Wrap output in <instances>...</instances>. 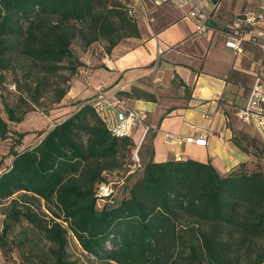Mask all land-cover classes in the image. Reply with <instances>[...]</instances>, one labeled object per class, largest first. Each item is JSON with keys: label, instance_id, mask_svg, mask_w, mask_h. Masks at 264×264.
Here are the masks:
<instances>
[{"label": "trees", "instance_id": "16d2710c", "mask_svg": "<svg viewBox=\"0 0 264 264\" xmlns=\"http://www.w3.org/2000/svg\"><path fill=\"white\" fill-rule=\"evenodd\" d=\"M128 37H138L137 26L119 0H0V72L10 74L18 105L16 111L0 95L6 115L0 117V139L9 132L6 121L20 122L38 108L46 113L60 102L83 65L73 44L85 51L103 42L107 54ZM120 92L153 99L134 87ZM38 134L34 143L12 151L0 169V200L8 199L0 229L3 255L9 251L11 226L25 222L21 245L27 248L17 249L27 264H69L64 257L67 233L100 264L264 262V178L259 170L238 167L225 174L209 160L149 158L125 197L96 207L94 188L129 153L130 137L112 136L89 100ZM27 200H41L49 218ZM39 242L48 245L43 249Z\"/></svg>", "mask_w": 264, "mask_h": 264}, {"label": "crops", "instance_id": "0c3cea01", "mask_svg": "<svg viewBox=\"0 0 264 264\" xmlns=\"http://www.w3.org/2000/svg\"><path fill=\"white\" fill-rule=\"evenodd\" d=\"M119 1L133 8L138 37L120 40L107 54L100 47L99 57L85 52L81 57L83 64L93 68L88 69V73L78 70L70 79L68 90L55 105L54 114H59V118L46 129L90 100L98 85L107 83L112 94L128 92L134 87L140 93L153 95L151 100L124 95L129 107L145 115L144 123L153 133L147 159L153 162L174 159L170 145L163 138L165 132H171L205 135L203 146L180 145L177 149L181 154L179 159L209 160L218 172L243 162V155L230 141L231 130L226 126L225 112L242 103L261 53L250 43L242 44L236 55L223 45L221 31L227 30L237 13L230 22L219 25L220 20L210 7L204 11L207 28L197 33L185 14L189 5L178 7L174 0H167L159 9L150 11L149 0ZM258 5L264 7V0ZM103 66L107 71L101 68ZM96 75H102L105 83L96 82ZM237 76L245 80L235 81ZM75 77L83 79L85 88L78 90L74 86ZM204 113L208 120L202 117ZM131 133L134 142L141 141L140 125Z\"/></svg>", "mask_w": 264, "mask_h": 264}, {"label": "rangeland", "instance_id": "374dc122", "mask_svg": "<svg viewBox=\"0 0 264 264\" xmlns=\"http://www.w3.org/2000/svg\"><path fill=\"white\" fill-rule=\"evenodd\" d=\"M259 1L261 0H217L215 5H212L210 2L205 1L204 6L201 10L205 11L212 7V11L215 12L214 15H216V17L220 20L218 22L219 25H224V23L230 22L231 18L236 13H239L246 8H256L259 4ZM164 4L165 3H161L160 6L152 7L150 11L159 9V7L163 6ZM221 39L224 45L225 36H221ZM103 44V42H94L90 44L85 51H80L79 48L75 44H73L72 50L75 55L79 56L80 61L83 63L81 57H83L85 52H87V54L91 56L99 57L100 49L102 48ZM91 68L93 67L90 65L85 66V64H83L77 69L75 74H78V70H86V73H88V69ZM101 68L104 71H107L106 67L103 66ZM75 74L73 76H75ZM96 77V82L105 83L103 79L104 77L102 75H96ZM0 79V95L3 96L8 106L14 108L17 111V93L11 83L10 74L5 71L0 72ZM236 79L237 80L235 81H238L240 83L245 80L244 78L239 76H237ZM82 80L83 79L75 77L76 85L74 86H76L78 90H82L83 88H85ZM109 87L110 85H108L107 83L101 84L95 88V91L98 88L102 91H107L108 93L111 92ZM112 99L123 100L126 103L124 94H122L120 91H115V93L113 94L111 93V100ZM19 107L22 110V105H19ZM55 108H57V106L55 105L48 106V108H46V113H43V110H41V108L30 110L22 116V120L20 122L6 121L9 132L7 133L5 138L0 139V169H2L6 164L9 163L12 151L19 150L23 146L36 140V137L39 135L38 133L40 131L45 130L53 122L54 119L59 118V114H54L56 113L54 112ZM0 117L4 120L6 117L5 113L3 112L1 103ZM225 118L227 119L226 126H228L231 130L230 139H233L239 143L241 148L237 149L239 152H241L244 158L243 162H239L235 166L227 167L224 171L225 174L240 167L249 171L259 170L264 178V145L259 140L250 125L243 123L236 118L233 110L228 109V111L225 112ZM132 131H134V129ZM22 132L24 133V136L18 138L17 133ZM151 133L152 132L150 130L147 131L141 141L136 142L131 139V136L130 139L133 142V146L130 147L129 153H124V157L123 159L121 158V162L116 167H113L103 174L104 183H106V190L102 191V193H109L106 197V204L111 205V202H116L127 195L129 186L139 176L142 168V163L146 161L149 155V136ZM94 192L97 193L98 188L95 187ZM95 198L96 207H100L103 203V200H101L102 197L95 196ZM18 200L21 201L22 199L18 198ZM26 202L31 205V207L39 215H43L45 219L49 218L47 207L41 200H27ZM7 203L8 199L0 200V229L4 222L3 210ZM25 227H27L25 222H21L20 224H14L11 226L10 230L7 233L8 241L10 242L9 251H7L4 255L0 251V264H27V262L20 256L17 249L18 245H20L19 247L23 251H25L27 248V245H21V231ZM47 245L48 243L39 242L38 247L44 249ZM64 257L69 264H100V262H98L94 257L89 256L84 251H82L77 241L69 233H67L66 237ZM261 264H264V262Z\"/></svg>", "mask_w": 264, "mask_h": 264}, {"label": "built area", "instance_id": "2783aa9c", "mask_svg": "<svg viewBox=\"0 0 264 264\" xmlns=\"http://www.w3.org/2000/svg\"><path fill=\"white\" fill-rule=\"evenodd\" d=\"M149 1L152 7H156L167 0ZM205 1L211 3V0L173 1L178 7L189 5V9L185 14L193 22L194 31L197 33H202L207 28V15L201 10ZM127 6L128 14L134 17L133 8L130 5ZM141 7L144 15H147L144 6L141 5ZM226 28V32L222 33L225 36L224 45L233 51L235 55L241 51V46L244 43L254 45L261 53L257 66L252 72L244 99L241 104L235 106L233 112L238 120L252 127L264 145V7L258 5L256 8L244 9L235 15ZM89 103L97 117L114 137H130L132 130L140 125V139H142L144 133L149 129V126L144 123L145 115L143 113L129 107L123 100H111V92L107 93V91L97 88ZM202 117L208 120V115L205 113ZM163 138L170 145V151L174 159L180 158L181 154L177 149L182 144L200 146L205 144V135L203 134L195 136L193 134L178 135L165 132ZM95 187L98 188V192H94V196H101L103 202L107 201L106 197L109 193H102L106 190V183L100 182Z\"/></svg>", "mask_w": 264, "mask_h": 264}, {"label": "water", "instance_id": "95a60500", "mask_svg": "<svg viewBox=\"0 0 264 264\" xmlns=\"http://www.w3.org/2000/svg\"><path fill=\"white\" fill-rule=\"evenodd\" d=\"M216 1H217V0H211V3H212L213 5H215V4H216Z\"/></svg>", "mask_w": 264, "mask_h": 264}]
</instances>
